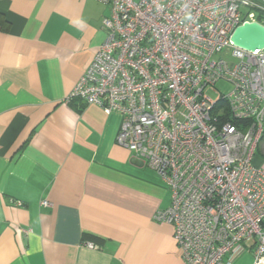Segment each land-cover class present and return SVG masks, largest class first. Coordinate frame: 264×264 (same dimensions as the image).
<instances>
[{"label":"built area","instance_id":"1","mask_svg":"<svg viewBox=\"0 0 264 264\" xmlns=\"http://www.w3.org/2000/svg\"><path fill=\"white\" fill-rule=\"evenodd\" d=\"M99 1L107 39L68 103L121 115L117 144L170 188L155 220L173 227L185 264H232L243 243L264 264V48L231 40L264 26V0Z\"/></svg>","mask_w":264,"mask_h":264},{"label":"crops","instance_id":"2","mask_svg":"<svg viewBox=\"0 0 264 264\" xmlns=\"http://www.w3.org/2000/svg\"><path fill=\"white\" fill-rule=\"evenodd\" d=\"M109 15L99 0H0V264H185L155 220L170 188L117 144L121 115L68 103Z\"/></svg>","mask_w":264,"mask_h":264},{"label":"water","instance_id":"3","mask_svg":"<svg viewBox=\"0 0 264 264\" xmlns=\"http://www.w3.org/2000/svg\"><path fill=\"white\" fill-rule=\"evenodd\" d=\"M235 46L254 51L264 48V26L259 23H245L235 29L231 37Z\"/></svg>","mask_w":264,"mask_h":264},{"label":"rangeland","instance_id":"4","mask_svg":"<svg viewBox=\"0 0 264 264\" xmlns=\"http://www.w3.org/2000/svg\"><path fill=\"white\" fill-rule=\"evenodd\" d=\"M138 1V0H137ZM216 88L222 93V94H228L229 91L231 90V85L229 83L226 82H220L219 84H217ZM212 97H215L216 95L211 93Z\"/></svg>","mask_w":264,"mask_h":264}]
</instances>
